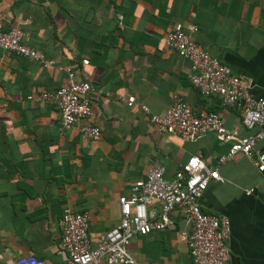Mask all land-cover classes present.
Listing matches in <instances>:
<instances>
[{"label":"crops","instance_id":"0c3cea01","mask_svg":"<svg viewBox=\"0 0 264 264\" xmlns=\"http://www.w3.org/2000/svg\"><path fill=\"white\" fill-rule=\"evenodd\" d=\"M177 22L193 26L190 37L247 80L252 98H264V0H0V27H20L24 44L55 64L43 69L0 49V264L26 256L62 264L63 208L89 213L96 245L118 221L117 198L149 166H163L170 178L191 155L216 165L223 178L207 185L199 207L228 220L231 263L264 264V171L242 156L218 164L227 144L212 133L182 141L148 122L180 97L193 111H212L225 127L247 133L235 108L217 95H198L187 80L189 61L163 45ZM56 66L92 86L90 123L101 130L98 140L79 134L81 122L61 130L57 108L39 97L64 83ZM128 96L129 107L117 99ZM172 220L131 237L135 264H191L181 237L188 225L178 212Z\"/></svg>","mask_w":264,"mask_h":264},{"label":"built area","instance_id":"2783aa9c","mask_svg":"<svg viewBox=\"0 0 264 264\" xmlns=\"http://www.w3.org/2000/svg\"><path fill=\"white\" fill-rule=\"evenodd\" d=\"M121 18H117L120 24ZM193 26L174 23L163 35V45L190 63L189 85L199 96L217 95L225 107L239 113V125L246 130L240 134L237 127L227 128L212 111L195 112L180 97L162 113L149 114L148 122L160 134H171L182 141H194L205 133H212L227 149L217 158L218 164L230 162L238 156L248 159L258 172L264 171V98H252L247 80L203 50L191 37ZM25 33L20 27H0V49L36 62L41 68L54 67V60L24 44ZM86 64L87 60H81ZM65 72L64 83L39 97L54 104L59 113L60 128L67 131L76 122L79 134L90 141L101 136L98 126L90 123L93 88L84 79H75L68 67L56 66ZM123 101L127 107L133 97ZM140 109L148 113L143 105ZM164 167L151 165L143 179L135 180L127 195L117 198L118 221L106 230L101 240L92 245L88 235L89 213L85 210L63 208L57 220L60 229L58 247L62 264H135L128 246L133 235H145L172 225V215L178 212L187 223L181 232L191 264H232L227 245L229 222L223 216L201 212L199 200L211 182L222 183L216 165L207 164L200 156L191 155L179 165L172 177L163 175ZM251 192V189H245ZM8 264H45L33 256L17 258Z\"/></svg>","mask_w":264,"mask_h":264}]
</instances>
